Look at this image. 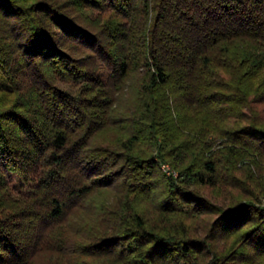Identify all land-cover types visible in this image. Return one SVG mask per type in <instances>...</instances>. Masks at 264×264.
I'll use <instances>...</instances> for the list:
<instances>
[{
	"label": "trees",
	"instance_id": "1",
	"mask_svg": "<svg viewBox=\"0 0 264 264\" xmlns=\"http://www.w3.org/2000/svg\"><path fill=\"white\" fill-rule=\"evenodd\" d=\"M245 160L251 202L186 188ZM262 193L264 0H0V264H264Z\"/></svg>",
	"mask_w": 264,
	"mask_h": 264
},
{
	"label": "rangeland",
	"instance_id": "2",
	"mask_svg": "<svg viewBox=\"0 0 264 264\" xmlns=\"http://www.w3.org/2000/svg\"><path fill=\"white\" fill-rule=\"evenodd\" d=\"M111 10L107 9V11L104 10H94V9H85L84 12H80L83 16V18L86 20L87 25H89L90 28H92L94 31H97L102 24L105 22L107 17L110 15ZM73 45V44H71ZM74 46V45H73ZM75 51H73V55L80 56V55H86L90 51L88 49H80L78 47H75ZM62 87L68 88L70 91L74 90L76 87L60 82L58 83ZM135 96L134 91H131V93H128L127 99H133ZM126 132L120 129L115 128H107L106 130L102 131L99 135V141L103 143H111L120 141L122 138H126ZM222 147V146H221ZM221 147H216L213 149V151L216 149H219ZM154 157H158L159 153L157 148L154 147L150 148V155ZM249 160H245L239 163L240 169L233 170L232 172H222L221 174L223 178L221 179V184L216 187H207V186H200V185H189L186 188H189L190 190H194L198 192L200 195L204 196L206 199L214 202L217 205H227L232 202L236 201H242V202H251V199L249 197V194L251 191L255 190L254 183H250L248 180V172L246 171V168L244 167L246 165L245 162ZM161 171L166 174L167 176L178 178L179 176V170L174 168L172 163L168 159H160L159 160ZM220 167L222 165H219ZM162 173V174H163ZM182 184V183H178ZM106 197L108 196L110 199L112 198V193H106ZM258 205L264 206V193L257 195ZM256 204V203H255ZM256 204V205H257ZM137 206L141 209H145L148 213L149 217L152 219V221L158 220L157 216L152 211L153 203L152 202H146V201H138ZM217 218V214L209 213L202 215L201 217H198L197 219L190 220L189 223H191V233L192 235H200V237H203L204 231H208L211 224L214 222V220ZM197 231V232H196ZM195 232V233H194ZM210 258L206 257L205 259H202V261H208Z\"/></svg>",
	"mask_w": 264,
	"mask_h": 264
}]
</instances>
